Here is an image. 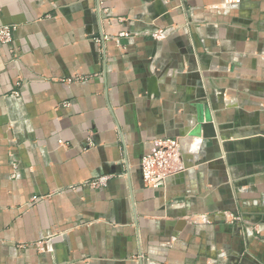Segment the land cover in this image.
<instances>
[{"label":"crops","instance_id":"0c3cea01","mask_svg":"<svg viewBox=\"0 0 264 264\" xmlns=\"http://www.w3.org/2000/svg\"><path fill=\"white\" fill-rule=\"evenodd\" d=\"M4 25L0 264H264V0H0ZM175 137L187 169L145 184Z\"/></svg>","mask_w":264,"mask_h":264},{"label":"built area","instance_id":"2783aa9c","mask_svg":"<svg viewBox=\"0 0 264 264\" xmlns=\"http://www.w3.org/2000/svg\"><path fill=\"white\" fill-rule=\"evenodd\" d=\"M228 5H236L241 0H226ZM14 27L0 26V40L4 43L12 41ZM182 139L179 137L158 139L156 147L144 154L141 158L140 168L143 182L157 187L163 186L175 174L187 169L183 159ZM109 174H104L89 181L93 188L106 186Z\"/></svg>","mask_w":264,"mask_h":264}]
</instances>
